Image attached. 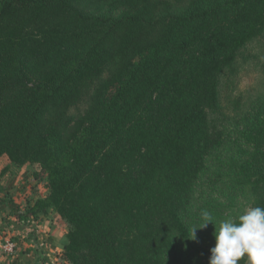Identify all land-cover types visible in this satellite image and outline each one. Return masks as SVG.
Masks as SVG:
<instances>
[{
  "label": "trees",
  "instance_id": "trees-1",
  "mask_svg": "<svg viewBox=\"0 0 264 264\" xmlns=\"http://www.w3.org/2000/svg\"><path fill=\"white\" fill-rule=\"evenodd\" d=\"M262 34L264 0H0V157L50 189L22 221L56 212L70 264H173L216 145L208 110ZM241 138L264 207V102Z\"/></svg>",
  "mask_w": 264,
  "mask_h": 264
},
{
  "label": "rangeland",
  "instance_id": "rangeland-1",
  "mask_svg": "<svg viewBox=\"0 0 264 264\" xmlns=\"http://www.w3.org/2000/svg\"><path fill=\"white\" fill-rule=\"evenodd\" d=\"M263 102L264 34L251 40L239 53L236 73L229 75L225 72L222 75L219 103L208 110L217 140L215 149L208 155L194 184L190 204L184 213L189 233L190 226L202 222L200 217L204 211L210 212L219 221L229 216L235 217L247 207H255L257 198L235 162L241 164L251 154L250 145L243 142L241 132L249 115ZM85 108L86 103H82L77 109H72L71 114H83ZM0 174V194H4L6 204H13L10 215L0 217V227H4V230H0V233L3 232L0 236V256L13 261L20 260L23 264H60V260L50 257L51 246L43 240V229L35 222V218L28 219L30 223L26 224L20 217L21 211L26 212L28 206L31 208L37 202L32 192L39 200H44L50 194L48 176L39 165L18 167L5 155L0 157ZM16 174L18 178L26 177L13 184ZM18 184H22V187ZM11 221L15 223H12L15 225L14 234L11 231L9 233ZM19 224L22 231L18 230ZM214 231L215 226L211 223L205 229H198L196 240L190 239L180 244L178 253L172 258L173 264L180 259L182 264H209L210 249L215 246ZM26 234L32 238L31 241ZM9 238L16 239L14 256H7L3 251V240ZM244 259L240 264H244Z\"/></svg>",
  "mask_w": 264,
  "mask_h": 264
},
{
  "label": "clouds",
  "instance_id": "clouds-1",
  "mask_svg": "<svg viewBox=\"0 0 264 264\" xmlns=\"http://www.w3.org/2000/svg\"><path fill=\"white\" fill-rule=\"evenodd\" d=\"M201 223L190 226L191 240H196L197 230L211 223L215 246L210 249L209 264H264V207H247L237 216L216 221L204 211Z\"/></svg>",
  "mask_w": 264,
  "mask_h": 264
},
{
  "label": "crops",
  "instance_id": "crops-1",
  "mask_svg": "<svg viewBox=\"0 0 264 264\" xmlns=\"http://www.w3.org/2000/svg\"><path fill=\"white\" fill-rule=\"evenodd\" d=\"M18 169H20V168H18ZM17 175L18 174L13 176L14 177V183L13 184H16V181L18 182L21 178L23 179L24 177H26V175H24L23 177L20 176L18 178ZM8 178H9V175L6 176V179H8ZM18 185L22 187V184H18ZM22 189H24V187ZM32 195H33V198H35L36 200L40 199L39 197L36 196V194L34 192H32ZM12 205L13 204H6L5 203L4 194L1 193L0 194V217L1 218L6 217L7 215H10L9 213L12 212V210H11L13 207ZM38 216L40 217V219L36 220L35 222L38 225H40V227L43 229V231L41 232L42 233L41 236L43 237V240L46 241V243L51 246L52 251H51L50 257L52 259L54 258L56 261L60 260V264H70L64 255L65 247L68 244L67 234L69 232V229L65 224V221L61 220L59 218V215L56 212H54L53 210H49L45 214L39 213ZM12 223H13L12 221L9 222V224L11 225V226H9V233L11 231L12 234H14L15 231H13V230H15V225H12ZM13 224H15V223H13ZM22 225L27 226L25 224H22ZM18 227H19L18 230L22 231L21 224H19ZM3 228L4 227L1 226L0 230H4ZM2 234H3V232L0 233V236ZM26 235H27V239L31 241L32 238L28 234H26ZM37 240H39V237L37 238ZM0 264H23V263L20 260L13 261V260H10V259L6 258L5 256L1 255L0 256ZM28 264H30V263H28Z\"/></svg>",
  "mask_w": 264,
  "mask_h": 264
},
{
  "label": "built area",
  "instance_id": "built-area-1",
  "mask_svg": "<svg viewBox=\"0 0 264 264\" xmlns=\"http://www.w3.org/2000/svg\"><path fill=\"white\" fill-rule=\"evenodd\" d=\"M24 223L29 224L30 220L24 221ZM3 241H4V245H5L3 251L5 252V255L14 256L16 254V252H15V245L16 244L14 245L15 239L9 238V239L3 240Z\"/></svg>",
  "mask_w": 264,
  "mask_h": 264
}]
</instances>
